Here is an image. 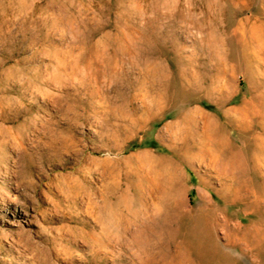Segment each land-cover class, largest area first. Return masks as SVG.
Segmentation results:
<instances>
[{"label": "rangeland", "instance_id": "374dc122", "mask_svg": "<svg viewBox=\"0 0 264 264\" xmlns=\"http://www.w3.org/2000/svg\"><path fill=\"white\" fill-rule=\"evenodd\" d=\"M0 264H264V0H0Z\"/></svg>", "mask_w": 264, "mask_h": 264}, {"label": "bare ground", "instance_id": "6f19581e", "mask_svg": "<svg viewBox=\"0 0 264 264\" xmlns=\"http://www.w3.org/2000/svg\"><path fill=\"white\" fill-rule=\"evenodd\" d=\"M187 119L190 121L191 117L187 116ZM204 130L206 131L208 136L217 135V134L221 135L222 134L221 133L222 132L221 126L218 124L217 121L212 119L211 116L210 117L206 116V123L204 126ZM214 147H216V146H214ZM167 160H168V158H164V157H160L158 159V164L160 165V167L163 171V172H161V179H162V183L164 184L165 187L169 186V187H166V193H165L166 197L168 199L169 198H175L176 199V195H177L178 191H180V187L177 186V184H176V180H175V177L173 175L172 168H169L167 163H165V162H167ZM165 200H166V198H165ZM197 225L199 228L201 227V226H199V224H197ZM202 228L203 229L207 228V229L211 230L212 225L207 223Z\"/></svg>", "mask_w": 264, "mask_h": 264}]
</instances>
